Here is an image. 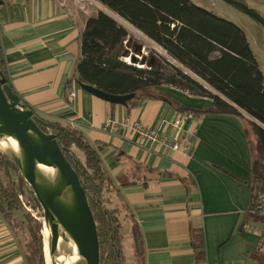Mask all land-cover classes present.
I'll return each instance as SVG.
<instances>
[{
    "label": "crops",
    "instance_id": "obj_1",
    "mask_svg": "<svg viewBox=\"0 0 264 264\" xmlns=\"http://www.w3.org/2000/svg\"><path fill=\"white\" fill-rule=\"evenodd\" d=\"M107 13L137 34L127 21ZM87 17L49 0H2L4 71L39 117L76 128L90 143L103 146L101 162L117 191L109 195L129 218L132 264H264L256 254L264 226L250 211L255 138L246 133V116L209 112L210 98L173 87H162L157 99L132 107L83 90L73 74ZM186 108L193 114L184 113ZM178 117L182 132L173 126ZM133 121L170 136L186 134L190 148L140 146L133 131L119 127ZM132 222L140 236V261ZM196 233L203 243L199 258L192 247ZM0 264H28L20 239L1 213Z\"/></svg>",
    "mask_w": 264,
    "mask_h": 264
},
{
    "label": "trees",
    "instance_id": "obj_2",
    "mask_svg": "<svg viewBox=\"0 0 264 264\" xmlns=\"http://www.w3.org/2000/svg\"><path fill=\"white\" fill-rule=\"evenodd\" d=\"M97 1L159 45L171 59L203 80L205 85L170 62L155 57H151V64H147L149 59L145 61L146 68L123 62L124 53L129 54L139 43H133L126 28L102 11L86 19L73 79L109 94H133L125 103L129 107L157 99L163 94L162 87H173L193 96L210 98L209 112L241 116L239 110L243 111L249 118L245 120L246 133L255 138L251 145L248 182L252 193L251 211L256 197L264 191V76L244 30L192 0ZM0 75L8 81L1 44ZM185 110L188 115L194 112L191 108ZM45 121L49 126L40 128L55 135L85 190L96 223L100 264H123L120 220L115 214L117 210L108 208V195L112 190L117 191L101 162L103 146L90 143L76 128ZM21 183L26 184L15 162L0 152V213L11 227V222L18 223L28 217L19 197ZM28 192L39 208L33 193ZM254 218L264 226V216L254 215ZM31 221L35 225V229L29 230L33 245L28 244L27 250L23 248L24 255L28 264H44L40 223ZM132 225L141 254L139 232L133 222ZM261 236L256 254L264 262V231ZM192 247L196 257H201L203 243L199 233L193 234Z\"/></svg>",
    "mask_w": 264,
    "mask_h": 264
},
{
    "label": "water",
    "instance_id": "obj_3",
    "mask_svg": "<svg viewBox=\"0 0 264 264\" xmlns=\"http://www.w3.org/2000/svg\"><path fill=\"white\" fill-rule=\"evenodd\" d=\"M221 1L250 16L264 30V18L258 11L239 0ZM104 13L121 25L118 19ZM143 52V45L137 44L133 51L124 53L123 57H129L133 64L143 66L146 61ZM151 62L152 58L147 64ZM78 84L83 90L110 103L125 104L133 96L113 95L90 85ZM40 126L48 127L49 123L28 108L6 78L0 75V130L17 145L16 150L10 147L7 152H0L15 162L20 176L31 188L43 211V222L50 230V263L56 264L59 231L63 230L78 249L79 258L73 264H100L96 223L85 190L76 171L64 157L55 135L45 132ZM40 167L51 171L47 174Z\"/></svg>",
    "mask_w": 264,
    "mask_h": 264
},
{
    "label": "rangeland",
    "instance_id": "obj_4",
    "mask_svg": "<svg viewBox=\"0 0 264 264\" xmlns=\"http://www.w3.org/2000/svg\"><path fill=\"white\" fill-rule=\"evenodd\" d=\"M192 1L195 2L196 4L200 5L201 7L213 12L216 15H218L224 19H227L228 21L236 23L238 26H240L244 30L246 37L248 39L250 48L252 49V52L256 58L258 67L264 76V30H263L262 26L258 22H256L254 19H252L250 16L240 12L238 9H236L232 5H229V4H227L221 0H192ZM240 1L245 3L248 7L253 8L256 11H258L260 13V15L264 18V0H240ZM104 8L106 10H108L109 12H111L106 7H104ZM112 14H114V13H112ZM130 27H132L141 36H143L144 38L149 40V38H147L139 30H137L133 26H130ZM127 31L130 34V36L132 37L133 43H139V44L143 45V47H144L143 55L146 56V60L150 59L151 57L152 58L155 57V58L161 60L162 62H165V61L170 62L171 64L180 68L187 75H189L190 77L197 80L199 83L205 85V82L203 80H201L200 78L195 76L191 71L184 68L183 66H181L179 63H177L173 59H171L167 55V53L159 45H157L155 42L150 40L154 45H156L158 47L159 50H157L156 48L150 47L148 44H146L144 42V40L142 38H140L132 30L128 29ZM126 48L128 50L129 49L131 50V48H128V47H126ZM123 58L124 57H122L121 59L126 64H131V65H134L136 67H139V66H137L136 63L133 64L132 62H130V59L128 62V61H125ZM140 67L146 68L147 66L143 65ZM239 111H240L239 112L240 114H244V116H246V117H244L245 120H249V118L247 117V115L243 111H241V110H239ZM23 185H24V183L20 184V188L22 190V194L20 195V200L22 202L24 209L26 210L28 217H24L23 221H21V222L18 220V223L16 221L11 222L12 227L14 228L16 235L20 239V242L22 243L24 250H27L28 247H26V246L28 244L31 246L33 245V242L31 241V236H30L29 230L33 229V228L35 229V225L31 220L39 222L40 227H41L40 234L42 236L44 264H51L50 258H49V252H50L49 243H48L49 241H48V238L47 239L44 238L45 224L43 222V211H42L40 206H39V208L35 206L34 201L30 197V194L28 191L32 192L31 188L26 184H25L26 186L25 185L23 186ZM108 198H109V200H111L108 203V208H110V209L114 208V210H117V212H115V214H116L117 218L120 220V224H122V228H121L120 233H121L122 239L124 240V252H123V248H122V252H123V256H124L123 257V264H128V263L132 264V262H135V254H134V257L132 258V253H133L134 248H133V240L131 237L130 229H129V226L127 223L128 222L127 220L129 218L127 217V213H124L123 207H120L116 203V201H114V198H112V196L108 195ZM47 255H48V259H49L48 261H47ZM125 255L127 256V260H126ZM136 255H137L136 261H137V259L139 260L140 252L139 253L137 252Z\"/></svg>",
    "mask_w": 264,
    "mask_h": 264
},
{
    "label": "built area",
    "instance_id": "obj_5",
    "mask_svg": "<svg viewBox=\"0 0 264 264\" xmlns=\"http://www.w3.org/2000/svg\"><path fill=\"white\" fill-rule=\"evenodd\" d=\"M63 8H69L72 6L74 9L88 15H94L95 13L102 11L103 5L97 0H49ZM104 8V7H103ZM144 53V52H143ZM128 59L129 57L123 58ZM70 97H74V91L69 92ZM183 119L181 117L176 118L173 121L174 129L178 132H182ZM120 128H128L133 131L137 138L140 146L150 147L156 146V148L165 147L172 150L184 151L190 148V143L187 140L186 134L180 137L170 136L168 134L160 133L157 130L146 127L139 121L123 122L119 125ZM118 126H114V129H118ZM106 128V126L104 127ZM20 197V196H19ZM253 215L264 216V191L259 193L255 199L253 208L251 210Z\"/></svg>",
    "mask_w": 264,
    "mask_h": 264
},
{
    "label": "bare ground",
    "instance_id": "obj_6",
    "mask_svg": "<svg viewBox=\"0 0 264 264\" xmlns=\"http://www.w3.org/2000/svg\"><path fill=\"white\" fill-rule=\"evenodd\" d=\"M102 10L108 12L105 8L102 7ZM140 38L144 40L146 44H148L150 47L156 48L158 47L154 45L150 40L144 38L141 36L138 32H136ZM125 61H128V59H125ZM137 66H141L137 64ZM12 148L14 150L17 149L16 142L12 139L7 138L3 135L2 131L0 130V150L2 152H7L8 148ZM45 173L49 174L51 169L40 167ZM60 236L58 239V245H57V252L55 257V263L56 264H73L78 258V249L74 243V241L70 238L67 232H64L63 230H60ZM50 230L49 227L45 224L44 227V238H49ZM48 255H47V261H48Z\"/></svg>",
    "mask_w": 264,
    "mask_h": 264
}]
</instances>
